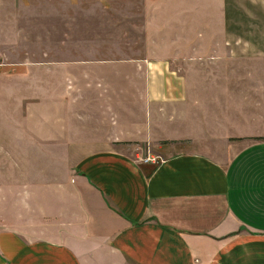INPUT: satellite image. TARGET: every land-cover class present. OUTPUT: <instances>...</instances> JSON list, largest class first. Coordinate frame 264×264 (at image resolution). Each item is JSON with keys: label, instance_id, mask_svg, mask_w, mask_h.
Instances as JSON below:
<instances>
[{"label": "crops", "instance_id": "0c3cea01", "mask_svg": "<svg viewBox=\"0 0 264 264\" xmlns=\"http://www.w3.org/2000/svg\"><path fill=\"white\" fill-rule=\"evenodd\" d=\"M56 4L0 0V264H264V0L168 8L165 58L115 60Z\"/></svg>", "mask_w": 264, "mask_h": 264}, {"label": "rangeland", "instance_id": "374dc122", "mask_svg": "<svg viewBox=\"0 0 264 264\" xmlns=\"http://www.w3.org/2000/svg\"><path fill=\"white\" fill-rule=\"evenodd\" d=\"M74 1L77 2V13L73 7V14H69L72 10L68 0H56V6L63 12L64 35H67L64 38L69 42L72 39L73 46L77 41L79 58L87 60L139 59L151 54L165 58L167 43H178L185 35L181 13L175 15V31L167 30V22H171L167 20L168 8L181 11L185 6H196L195 0L190 3L186 0ZM190 24V37L194 41L199 29L205 25L193 20ZM138 150L140 157L136 159L140 162L147 158L158 160L157 152Z\"/></svg>", "mask_w": 264, "mask_h": 264}, {"label": "built area", "instance_id": "2783aa9c", "mask_svg": "<svg viewBox=\"0 0 264 264\" xmlns=\"http://www.w3.org/2000/svg\"><path fill=\"white\" fill-rule=\"evenodd\" d=\"M143 162H156L155 159L151 160L150 158H147L146 160H144Z\"/></svg>", "mask_w": 264, "mask_h": 264}]
</instances>
